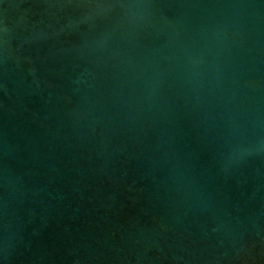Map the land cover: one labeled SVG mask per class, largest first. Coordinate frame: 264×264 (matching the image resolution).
I'll use <instances>...</instances> for the list:
<instances>
[{
    "label": "water",
    "instance_id": "water-1",
    "mask_svg": "<svg viewBox=\"0 0 264 264\" xmlns=\"http://www.w3.org/2000/svg\"><path fill=\"white\" fill-rule=\"evenodd\" d=\"M0 264H264V0H0Z\"/></svg>",
    "mask_w": 264,
    "mask_h": 264
}]
</instances>
